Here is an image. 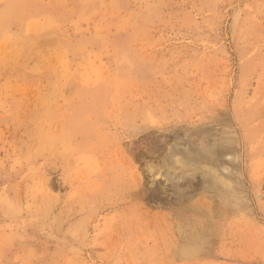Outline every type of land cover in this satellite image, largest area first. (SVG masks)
<instances>
[{
    "label": "rangeland",
    "instance_id": "rangeland-1",
    "mask_svg": "<svg viewBox=\"0 0 264 264\" xmlns=\"http://www.w3.org/2000/svg\"><path fill=\"white\" fill-rule=\"evenodd\" d=\"M0 264H264V0H0Z\"/></svg>",
    "mask_w": 264,
    "mask_h": 264
}]
</instances>
